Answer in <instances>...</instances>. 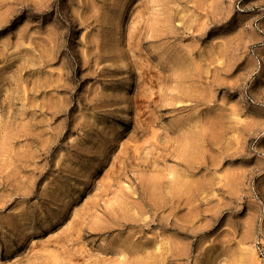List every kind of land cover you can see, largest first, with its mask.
<instances>
[{"label":"rangeland","instance_id":"rangeland-1","mask_svg":"<svg viewBox=\"0 0 264 264\" xmlns=\"http://www.w3.org/2000/svg\"><path fill=\"white\" fill-rule=\"evenodd\" d=\"M0 264H264V0H0Z\"/></svg>","mask_w":264,"mask_h":264},{"label":"bare ground","instance_id":"bare-ground-1","mask_svg":"<svg viewBox=\"0 0 264 264\" xmlns=\"http://www.w3.org/2000/svg\"><path fill=\"white\" fill-rule=\"evenodd\" d=\"M125 115H129V114H125Z\"/></svg>","mask_w":264,"mask_h":264}]
</instances>
